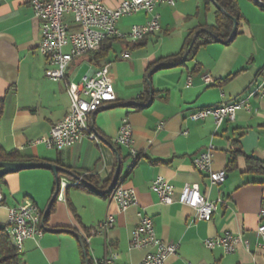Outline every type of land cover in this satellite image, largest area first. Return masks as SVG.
Returning a JSON list of instances; mask_svg holds the SVG:
<instances>
[{"label":"crops","instance_id":"crops-1","mask_svg":"<svg viewBox=\"0 0 264 264\" xmlns=\"http://www.w3.org/2000/svg\"><path fill=\"white\" fill-rule=\"evenodd\" d=\"M121 1L102 0L110 9ZM234 1L241 15L240 34L229 44L215 42L200 48L183 66L154 71L150 77L156 92L153 97L145 94L148 72L159 60L182 51L191 32L213 26L214 10L205 13L204 0H176L173 7H156L159 32L140 42L117 39L104 62L117 101L92 116L97 140L83 139L60 152L30 144L47 137L68 113L66 83H78L95 67L87 57H80L67 68L65 80L46 78L44 72L51 66L38 52L41 31L30 7L14 0L0 1V145L5 151L17 150L37 162L62 167L71 174L59 177L67 182L84 176L99 180L98 193L83 185L59 191L45 224V230L54 231L44 230L41 238L24 242L23 264H82L78 237L87 236L109 216L115 218L114 227L85 243L91 264H140L146 250L129 247L138 213L151 219L158 239L176 246L167 264H264V256L255 246V231L264 210V175L248 172L244 159L247 155L264 163V101L249 96L264 70V10L250 0ZM149 19V14L140 12L122 18L115 27L127 34L132 26ZM65 22L73 26L70 17ZM122 53L127 57L121 58ZM77 68L79 72L74 71ZM195 68L197 72L192 74ZM204 76L212 83H204ZM189 77L191 86L186 88ZM242 99L247 100L249 110H237L234 119L219 128L211 120L189 119L198 109ZM124 118L132 126L133 147L139 156L128 174V151L114 143ZM159 124L163 129L157 131ZM235 140L236 149L244 155L229 167ZM210 145L212 170L227 171L224 183L212 187L207 175L192 165L193 157ZM118 153L124 161L117 186L134 189L137 198V204L124 212H118L102 190V183L113 177ZM157 177L168 181L176 195L185 185H197L210 202L219 201L217 212L209 222L197 221L192 208L177 202L160 204L150 190ZM54 189V176L48 170L6 175L0 184V226H5L7 208L25 201L44 213ZM225 234L240 235L251 251L246 252L241 244L230 254L204 247V240ZM113 255L116 258L105 261Z\"/></svg>","mask_w":264,"mask_h":264},{"label":"built area","instance_id":"built-area-1","mask_svg":"<svg viewBox=\"0 0 264 264\" xmlns=\"http://www.w3.org/2000/svg\"><path fill=\"white\" fill-rule=\"evenodd\" d=\"M14 1L28 5L39 23L41 41L38 52L51 66L45 70V77L53 81L65 80V72L71 62L97 52L106 39L117 38L139 42L146 36L159 32L160 18L155 13L156 7L160 5L173 7L176 3V0H122L117 8L110 9L103 4L102 0ZM140 12L150 15L147 23L132 26L127 34H121L116 30L115 26L119 20ZM66 17L71 18L72 27L65 22ZM65 48H68L67 52L64 51ZM120 56L126 58L127 53H122ZM108 73V66L104 65L102 68L91 69L78 83L67 82L68 113L52 126L47 137L35 140L30 145H44L48 150L60 152L71 148L83 139L97 140V134L91 125L92 116L117 101ZM202 81L206 84L212 83L209 76L202 77ZM190 86L191 77L187 79L185 87ZM249 96L264 101V70L257 81V89H253ZM239 109L249 110L246 99L198 109L189 116V119L191 121L211 120L216 128H219L225 121H232L235 112ZM162 129L163 125L159 124L157 131ZM114 143L128 151L129 162L125 167H129L130 173L138 161V152L133 147V130L126 118L120 123ZM212 151L213 147L210 145L192 159L193 167L207 175L210 187L223 184L227 178L225 170H212ZM59 185L68 187L70 182L60 179ZM150 190L157 196L160 204L170 205L177 202L192 208L197 221L209 222L218 210L219 201L210 202L200 193L197 185H185L176 195L174 187L168 181L163 177H157L151 182ZM0 198H2L1 195ZM109 200L116 205L118 212H124L130 206L137 204L135 191L130 187H120L117 192H112ZM6 211L5 229L10 231V241L16 243L17 248L23 246L27 240H36L43 236L44 230L37 226V214L40 212L35 206H28L25 201L17 206L8 207ZM137 216L139 222L131 232L130 249L146 250L140 264H167L168 258L175 254L176 246L164 243L156 237L150 218L141 213ZM260 218L261 222L255 231V246L264 256V210L260 213ZM114 225L115 218L109 216L90 229L88 235L82 239L88 243L90 237L107 232ZM238 244H241L246 252L251 251L248 243L244 242L240 235L225 234L222 237L204 240L206 249L220 248L227 254L232 253ZM114 258H116L115 255L106 258L105 261L110 262Z\"/></svg>","mask_w":264,"mask_h":264},{"label":"trees","instance_id":"trees-1","mask_svg":"<svg viewBox=\"0 0 264 264\" xmlns=\"http://www.w3.org/2000/svg\"><path fill=\"white\" fill-rule=\"evenodd\" d=\"M214 1L221 8V11L216 10L213 7L210 0H204L205 13H208L211 10H214V17H215L214 25L210 27L205 26L204 28H198L197 30L191 32L189 36L186 38L185 45L182 51H180L176 55L169 56V57L159 60L153 67L159 64L164 65L162 68L168 67V66H183L185 65L186 62L193 60V58L195 57V54L200 48L205 47L209 44L215 43V40L211 37V35H213L217 40L221 41L222 43L229 44L237 35L240 34L239 23L241 20V15L239 13V9L235 1L234 0H214ZM250 1L253 2L259 8H261L262 10H264V7L260 6L254 0H250ZM234 20L236 21V24H237L236 31H235L233 38L230 41H228L229 36L233 29ZM202 30H205V31H202ZM197 31H200V32L196 37H194ZM116 40L117 38H109V39L104 40L101 44L100 49L97 52L88 54L84 57H87L89 62L95 68H102L105 65L104 62L107 60L109 54L111 53L113 49V45ZM191 42H193V44H192L190 51L187 54L185 63L180 64L182 56L185 53V51L188 49V47L190 46ZM152 69L153 68H151V70ZM196 72L197 70L195 68L191 73L194 74ZM150 77L148 79L149 81H150ZM228 80L229 78L226 79L225 81H228ZM146 83H147V80H146ZM145 94H147V96L153 97L156 94V92L147 86ZM232 145H233V151H231L232 161L230 162L229 167L234 166L236 158L238 156L244 155L239 150L236 149L238 146L237 140L233 141ZM244 159H245L248 172L256 174V175H264V163L263 162L259 161L258 159L254 157L247 156V155H244ZM123 161L124 159H122L118 153L117 164H120L121 169L123 166ZM0 162H37V161L34 160L32 157L25 156L23 153L17 150L5 151L0 145ZM128 173L129 172H127V174ZM68 174L70 173L67 170H63V172L58 173V177H61V176L68 177ZM3 178H0V184ZM82 179L86 181L88 184H90L91 186H93L95 189H97L99 186V180L95 177L84 176ZM111 180H112V176L102 183V190L104 192L108 189ZM77 186H82V185L79 184ZM112 192L113 191L109 193H104V195L110 198ZM54 204H55V201L51 204L49 212L44 219L43 227L41 226L43 213H40L41 214L40 227L43 230L45 229V224L47 222L49 214L53 211ZM82 246L84 248V252L82 250ZM80 255H81L82 264H86V261H87V264H91V261L89 259L88 252H87V247L83 239H82V245H80ZM21 262H22V255L19 254L17 250L14 248V246L12 245L7 235L5 226H0V264H21Z\"/></svg>","mask_w":264,"mask_h":264},{"label":"water","instance_id":"water-1","mask_svg":"<svg viewBox=\"0 0 264 264\" xmlns=\"http://www.w3.org/2000/svg\"><path fill=\"white\" fill-rule=\"evenodd\" d=\"M210 1L212 3L213 7L216 10L221 11V8L217 5V3L214 0H210ZM254 1L257 2L260 6L264 7V4L260 0H254ZM233 22H234L233 29H232V32H231V34L229 36L228 41H230L233 38V36L235 34V31H236L237 24H236L235 20ZM202 31H205V30H202ZM199 32L200 31H197L195 33L194 37H196L199 34ZM211 37L215 40V42L222 43L221 41L217 40L213 35H211ZM192 44H193V42H191L190 46L188 47V49L183 54L182 59L180 61V64H184L185 63L187 54L190 51V49L192 47ZM163 66H164L163 64L156 65L150 72H148V74L146 76V80H147V86L149 88H151V82L148 80L149 77L152 75V73L154 71H156L158 69H161ZM150 101L148 102V104L150 103ZM34 169H43V170L50 171L53 174L54 180H55L54 193H53V195H52V197H51V199H50V201L48 203V206H47V208L44 211L43 216H42L41 226L43 227L44 226V219H45L46 215L49 212L51 204L54 201H56L57 196L59 194V181H60V178L58 177V173L59 172H63V169L61 167H59V166H57L55 164L49 163V162H0V178H3V177H5L6 175H9V174L18 173L20 171L34 170ZM121 171L122 170L120 168V164H117V166L115 168V171H114V174H113V177H112V180H111V182L109 184L108 189L105 191V193H109L115 188V186L117 185V182H118V180L120 178ZM76 179H78L80 184L85 186L91 192L98 193L93 186L88 184L83 179H81V178H76ZM45 231L50 232V231H54V230H47L46 229ZM78 239H79L80 245H82V238L78 237ZM82 250L84 252L83 246H82ZM86 264H87V261H86Z\"/></svg>","mask_w":264,"mask_h":264},{"label":"bare ground","instance_id":"bare-ground-1","mask_svg":"<svg viewBox=\"0 0 264 264\" xmlns=\"http://www.w3.org/2000/svg\"><path fill=\"white\" fill-rule=\"evenodd\" d=\"M126 172H129V167H126ZM79 183H80L79 180H75V181L71 182L70 185L71 186H77V185H79ZM120 187L121 186H117L116 185L115 188L112 191L113 192H117L118 189H120ZM66 188H67L66 185H59V191H61V190L64 191ZM2 200H3V198H0V205L2 204ZM28 206H34V205L29 204ZM40 218H41V214H37V226H40ZM6 232H7V235L9 237V239L11 240V233H10V231L6 230ZM12 245L14 246V248L17 250V252L19 254L22 253V247L23 246H18V248H17V244L16 243H12Z\"/></svg>","mask_w":264,"mask_h":264},{"label":"rangeland","instance_id":"rangeland-1","mask_svg":"<svg viewBox=\"0 0 264 264\" xmlns=\"http://www.w3.org/2000/svg\"><path fill=\"white\" fill-rule=\"evenodd\" d=\"M77 70H78V68L76 70H74V71L76 72ZM77 72H79V71H77ZM122 174L124 176V170H123ZM22 264H23V262H22Z\"/></svg>","mask_w":264,"mask_h":264}]
</instances>
